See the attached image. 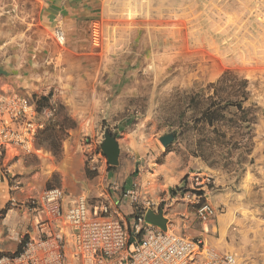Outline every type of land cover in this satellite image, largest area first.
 I'll return each mask as SVG.
<instances>
[{
    "label": "rangeland",
    "instance_id": "374dc122",
    "mask_svg": "<svg viewBox=\"0 0 264 264\" xmlns=\"http://www.w3.org/2000/svg\"><path fill=\"white\" fill-rule=\"evenodd\" d=\"M74 1L63 23L53 0H0V228L13 213L23 235V203L47 187L95 198L116 180L166 209L175 233L264 264V0ZM65 117L75 126L43 133ZM194 174L212 181L206 222L175 197Z\"/></svg>",
    "mask_w": 264,
    "mask_h": 264
},
{
    "label": "built area",
    "instance_id": "2783aa9c",
    "mask_svg": "<svg viewBox=\"0 0 264 264\" xmlns=\"http://www.w3.org/2000/svg\"><path fill=\"white\" fill-rule=\"evenodd\" d=\"M63 37L59 29L57 38ZM21 116L26 114L19 108L16 117ZM26 124L35 127L32 121ZM4 130L2 125L0 132ZM1 156L0 144V160ZM202 177L204 181L191 175V182L176 189L175 197L193 206L206 222L216 210L206 200L211 178ZM5 178L0 165V182ZM105 194L95 201L50 186L30 197L23 206L32 217L31 229L19 238V250L0 253V264H239L233 254L215 252L202 238L175 233L169 220L166 230L148 221L149 211L167 217L166 209L160 211L139 189L119 190L111 182Z\"/></svg>",
    "mask_w": 264,
    "mask_h": 264
},
{
    "label": "crops",
    "instance_id": "0c3cea01",
    "mask_svg": "<svg viewBox=\"0 0 264 264\" xmlns=\"http://www.w3.org/2000/svg\"><path fill=\"white\" fill-rule=\"evenodd\" d=\"M53 5H54V9L57 11V14L58 16H60L61 18H63V23H67L68 22V16L71 14V12H75L77 8H75V1L74 0H53ZM18 160H15L14 159V162L12 163H8V169L11 170L15 167V165L17 164ZM8 178H9V174H8V177L6 176L5 180H3L2 182H0V184H3V183H7L8 184ZM111 182H114L117 184L119 190H125V189H128V188H123L121 187V185L116 181V180H111L109 183ZM62 187V186H61ZM64 188V187H63ZM109 188V187H108ZM66 190V188H65ZM108 189L104 190L101 192V194L95 198H91L90 196H88L89 194H84L86 196L89 197V199L91 200H98V199H101V198H106V194L105 192L107 191ZM38 195V194H36ZM36 195H31L29 196L26 200H28L30 197L32 196H36ZM71 195H79L78 192H72ZM25 200V201H26ZM24 201V202H25ZM126 210V209H125ZM26 211V210H25ZM27 213V211H26ZM29 215V223L27 224V226L25 227V230H24V233L23 235H27V232L31 229V225H32V217L29 213H27ZM13 216V213L11 214H7V217H6V220H7V223H9L10 225V232H5L4 229L0 228V253L1 252H15L17 250H19L20 248V243H19V238L23 235H20L19 232L17 231L16 227H17V222L12 224L11 223V219ZM17 216V214H16ZM18 218V217H16ZM17 237V241H18V249L14 250V247H15V244L14 242L12 241H9L10 239H13V238H16Z\"/></svg>",
    "mask_w": 264,
    "mask_h": 264
},
{
    "label": "water",
    "instance_id": "95a60500",
    "mask_svg": "<svg viewBox=\"0 0 264 264\" xmlns=\"http://www.w3.org/2000/svg\"><path fill=\"white\" fill-rule=\"evenodd\" d=\"M174 139V134H167L160 137V141L164 146L170 144ZM102 150L106 155L109 164H119L120 144L115 134H112L110 131L105 132V139L102 143ZM147 220L160 225L165 230L167 229L168 218L165 217L162 213H154L153 211H149Z\"/></svg>",
    "mask_w": 264,
    "mask_h": 264
},
{
    "label": "trees",
    "instance_id": "16d2710c",
    "mask_svg": "<svg viewBox=\"0 0 264 264\" xmlns=\"http://www.w3.org/2000/svg\"><path fill=\"white\" fill-rule=\"evenodd\" d=\"M246 82H247V80H245V83ZM40 100H44V101H46L48 103L49 102V96H42L40 98ZM38 103H39V100L37 101V104ZM230 103H232V102H230ZM235 105H236V107L238 109H241L242 108L241 100L237 101ZM74 126H75V122L73 120H70L67 117H65L61 122L55 124L52 128H49V127L45 128L43 133L46 136H48V137H52L53 139H56V137H58V135H59L58 133H60V132L64 133L65 129L71 128V127H74ZM58 142H60V140H58ZM85 172H86V175L88 177H95L97 175L96 172H91L87 166H86ZM1 213L5 214L6 213V209L2 210Z\"/></svg>",
    "mask_w": 264,
    "mask_h": 264
}]
</instances>
